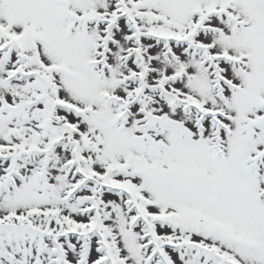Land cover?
<instances>
[{
    "label": "snow or ice",
    "instance_id": "6c2138e0",
    "mask_svg": "<svg viewBox=\"0 0 264 264\" xmlns=\"http://www.w3.org/2000/svg\"><path fill=\"white\" fill-rule=\"evenodd\" d=\"M0 264H264V0H0Z\"/></svg>",
    "mask_w": 264,
    "mask_h": 264
}]
</instances>
